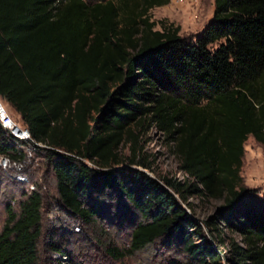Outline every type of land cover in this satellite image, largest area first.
Segmentation results:
<instances>
[{
  "label": "trees",
  "instance_id": "obj_1",
  "mask_svg": "<svg viewBox=\"0 0 264 264\" xmlns=\"http://www.w3.org/2000/svg\"><path fill=\"white\" fill-rule=\"evenodd\" d=\"M168 1L0 0V102L43 145L32 159L50 171L62 214L91 226L106 218L98 196L121 199L110 225L127 222L128 248L108 245L111 257L161 238L183 255L168 264H264V196L240 176L247 136L264 146V0H213L193 40L150 18ZM148 127L185 178L111 169L127 141L126 163L148 167L136 159ZM23 148L0 126V155L20 159ZM190 196L221 202L197 221ZM43 198L36 185L17 212L5 205L0 264H38ZM55 237L46 244L67 258Z\"/></svg>",
  "mask_w": 264,
  "mask_h": 264
},
{
  "label": "rangeland",
  "instance_id": "obj_2",
  "mask_svg": "<svg viewBox=\"0 0 264 264\" xmlns=\"http://www.w3.org/2000/svg\"><path fill=\"white\" fill-rule=\"evenodd\" d=\"M212 9L213 0H181L180 2L169 0L165 5L152 8L149 16L155 21L164 20L178 25V34L193 40L211 18ZM2 106L9 117L21 125L12 108L6 103H2ZM137 140L139 149L136 150V159L144 161L148 167L126 163L125 159L131 154L130 142L127 141L118 147L117 153L122 162L114 165L112 170L122 169L124 173L137 170L158 181L162 177L176 180L185 178L178 168V158L172 152L170 142L159 131L148 127L143 134L138 136ZM30 155L32 156V152ZM88 166L94 168L89 163ZM46 169V165L40 158L29 159L24 166L27 181L18 182L12 177V170L0 165V229L5 218V205L9 204L11 209L17 212L22 193L29 190V185L33 188L36 185L39 186L44 197L41 211V234L37 242L38 264H51L56 258L61 263L69 262L68 258H70L75 264H168L172 259L183 257L175 245L165 246L161 238L137 251L126 253L119 259L111 257L106 252L108 245L119 250L128 248L129 226L127 222L110 225L115 221L116 207L121 206V199L117 198L112 191L106 198L98 196L96 201L100 204L102 215L106 218L97 220L91 226L82 225L62 214L55 206L53 179L50 171ZM240 176L249 194L264 196V146L255 142L251 136H247L243 143ZM125 184L128 185L127 182ZM188 201L194 213L187 209L186 212L199 221L213 214L221 198L200 200L190 196ZM120 209L119 207L118 210ZM137 219L138 216L133 218L134 221ZM52 232L56 236L54 239L60 241V244L69 251V256L65 260L63 256L53 254L46 244L48 234ZM230 236L238 240L235 233ZM223 264L230 263L224 261Z\"/></svg>",
  "mask_w": 264,
  "mask_h": 264
},
{
  "label": "built area",
  "instance_id": "obj_3",
  "mask_svg": "<svg viewBox=\"0 0 264 264\" xmlns=\"http://www.w3.org/2000/svg\"><path fill=\"white\" fill-rule=\"evenodd\" d=\"M181 1V0H176ZM0 126L12 137L17 139L18 141L24 143L23 148V157L20 159L12 160L7 156L0 155V165H2L3 168L7 167V169H10L13 171L12 177L18 181V182H24L27 181L26 176L24 174V166L29 161V159H32V156L30 155V152L34 151L35 146L42 147L43 145L37 142H34L28 131L20 126L17 122L12 120L9 115L7 114L4 107L0 104ZM29 190L33 189L32 185H29ZM57 256H63V255H57ZM63 259L65 260L66 257L63 256ZM61 262V261H60Z\"/></svg>",
  "mask_w": 264,
  "mask_h": 264
},
{
  "label": "bare ground",
  "instance_id": "obj_4",
  "mask_svg": "<svg viewBox=\"0 0 264 264\" xmlns=\"http://www.w3.org/2000/svg\"><path fill=\"white\" fill-rule=\"evenodd\" d=\"M0 104H1V102H0ZM2 105V104H1Z\"/></svg>",
  "mask_w": 264,
  "mask_h": 264
}]
</instances>
